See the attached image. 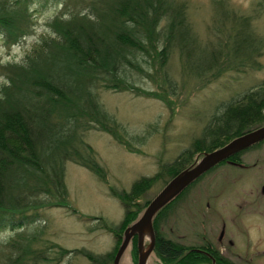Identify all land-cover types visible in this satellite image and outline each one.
I'll return each instance as SVG.
<instances>
[{
  "label": "trees",
  "instance_id": "obj_1",
  "mask_svg": "<svg viewBox=\"0 0 264 264\" xmlns=\"http://www.w3.org/2000/svg\"><path fill=\"white\" fill-rule=\"evenodd\" d=\"M43 1L47 0H0V40L6 47L18 45L30 34L33 6ZM56 1L61 9L48 24L53 35L43 38L22 63H0L3 80L0 85V232L10 229L17 233L0 244V264L58 261L48 253L43 256L45 251L35 252L31 245L36 237L27 240L23 234L29 222L25 218L15 222L13 218L32 211L69 207L65 185L67 162L85 168L100 181L106 179V171L84 136L94 129L110 135L120 145H127L119 125L99 102L98 92L131 90L136 97L146 95L145 90L136 87L132 73L142 72L140 57L156 58L167 87L165 91L171 96L176 87L166 66L175 51L181 73L198 79L261 67L258 58L264 49V36L252 28L251 15L229 8L226 0H213L216 8L213 21L217 25L211 34L215 38L206 44L198 39L188 19L187 3L182 0ZM263 125L264 84L214 117L192 148L177 157L163 186L191 165L195 154L210 152ZM246 151L232 156L230 161L236 162ZM207 174L154 217L155 254L162 264L196 261L185 262L182 257L185 249L161 234L160 222L173 204ZM153 179L140 178L128 192L111 190L124 209L120 225L113 226L102 219L99 222L100 227L116 238L111 253L96 255L83 249L73 252L92 264H112L123 231L149 202L139 203L137 198L151 186ZM72 214H77L76 210ZM131 247L136 261V238ZM70 252L63 248L55 250L58 257Z\"/></svg>",
  "mask_w": 264,
  "mask_h": 264
},
{
  "label": "rangeland",
  "instance_id": "obj_2",
  "mask_svg": "<svg viewBox=\"0 0 264 264\" xmlns=\"http://www.w3.org/2000/svg\"><path fill=\"white\" fill-rule=\"evenodd\" d=\"M182 1L187 3L188 19L200 42L206 44L213 40L215 37L211 32L217 25L213 21L216 16L213 0ZM226 3L242 15H251L252 28L264 36V0H226ZM60 9L61 5L56 0L35 3L30 34L11 48L0 40V63H22L43 38L53 35L48 24ZM140 60L142 72L140 75L132 73L136 87L145 90L142 91L146 95L136 97L131 90L115 92L100 89L98 92L99 102L119 125V132L127 145H120L110 135L94 129L84 136L95 151L98 163L106 171V179L100 181L85 168L67 162L65 185L69 207L32 211L13 218L15 222L20 218L29 222L23 234L27 235H24L27 240L36 237L31 245L35 252L45 251L43 256L48 253L50 258L58 260L55 263L39 260L36 264H92L73 250L83 249L96 255L111 253L115 249L116 238L100 227V219L113 226L124 220L123 206L112 196L111 190L128 192L140 178L154 177L151 186L137 198V202L151 200L169 178L170 168L177 157L192 148L193 142L203 136L214 117L220 115L227 105L241 101L248 92L264 84V49L258 58L261 65L258 70L226 71L218 77L208 75L201 79L182 74L178 52H173L166 66V72L176 87L172 96L165 91L167 87L162 81L156 58L144 56ZM2 81L0 79V85ZM200 157L201 154L197 153L192 160L198 161ZM253 158L260 159L261 163L251 162L256 167L248 165L244 168L231 167L227 162L190 188L186 192H190V196L185 199V193L166 214L165 219L169 221L161 226L164 227L161 234L174 240L192 238L194 242L200 221L227 219L234 222L233 226L230 225L234 234L250 246L249 249L238 247L247 255H241L240 260L232 257L231 261L264 264V210L262 204H255L256 190L259 193L264 174V149L247 158V163ZM250 193L255 194L252 196ZM249 197H253L252 203L242 205L239 201V198ZM72 210L77 214H72ZM234 220H243L245 226L237 228ZM183 222L191 225L189 230H193L192 233L183 230ZM186 232L191 235L186 236ZM16 234L10 229L1 231L0 244ZM57 248L72 252L58 257L55 254ZM156 260L151 254L148 264H157ZM120 264H136L131 248L124 253Z\"/></svg>",
  "mask_w": 264,
  "mask_h": 264
},
{
  "label": "water",
  "instance_id": "obj_3",
  "mask_svg": "<svg viewBox=\"0 0 264 264\" xmlns=\"http://www.w3.org/2000/svg\"><path fill=\"white\" fill-rule=\"evenodd\" d=\"M263 141L264 125L245 132L219 148L201 154L198 161L194 160L191 165L172 177L160 191L149 200L138 218L125 228L121 244L114 256L113 264H119L123 253L134 237L137 242V264H147L148 258L155 247L153 220L158 212L217 165ZM146 241H148L147 245Z\"/></svg>",
  "mask_w": 264,
  "mask_h": 264
},
{
  "label": "flooded vegetation",
  "instance_id": "obj_4",
  "mask_svg": "<svg viewBox=\"0 0 264 264\" xmlns=\"http://www.w3.org/2000/svg\"><path fill=\"white\" fill-rule=\"evenodd\" d=\"M262 149H264V141L255 145L254 147L247 149V151L244 153V155H246L245 158L243 157L244 155H242L240 158L236 159L237 160L236 162L232 160L229 161L230 162L229 166L231 167L237 166V167L246 168L249 165L248 167L250 166L254 167L255 165H253L251 162H254L255 164L257 163L258 165L259 163H261L260 159L254 160L253 158L251 161H249V163H247V158L252 157L255 153H258ZM262 174H263V171H262ZM261 178H262V181H261L259 193L256 190L257 202L255 204H257V206L262 204L263 206L262 208L264 210V174L262 175ZM189 193L190 192L185 194L184 196L185 199L186 197L190 196ZM250 194L253 196L255 193H250ZM239 201H241L243 205L245 203H252L254 199L253 197H249L248 199L239 198ZM206 206L207 208H209L207 204ZM215 215L217 214L215 213ZM262 215H264V212L262 213ZM217 220L218 221L214 222L211 218H209L207 220H204V222L200 221V225L198 224L199 226H197L200 229L198 230V234L195 237L196 241L194 242L192 238H188L186 239V241H182L181 239L180 240L173 239L176 243H178L182 248L185 249V251L182 254V257L185 258L186 263L188 261L190 262L191 259H193V260H196V261H193V264H240L239 262H236V261L232 262L231 258L233 257V258H236V260H240L241 255H245V256L247 255L246 251L241 252L240 250H238V247H244V248L248 247L249 249L250 246L249 244L245 245V242L238 235L234 234V231L230 228V225L233 226L234 222L227 221V219H223V218H219ZM162 221L160 222L161 223L160 228L161 226L165 225L166 222H168L169 220L164 219ZM235 223H236L237 228L241 226H245L243 220H236ZM183 224H185V227L183 226ZM183 224L181 226L183 230L188 231L189 229H191L190 228L191 225L189 223L183 222ZM163 229L164 227L161 228V230ZM216 231H218L217 234H215ZM188 232L192 233L193 230L192 231L189 230ZM188 232H186L187 233L186 236L191 235ZM156 237L157 236L155 233V246H156ZM243 242H244V245H243ZM151 254H154L155 257L157 258L155 263L162 264V261L155 254V247ZM150 256L148 258V261H150ZM188 256L190 258H187Z\"/></svg>",
  "mask_w": 264,
  "mask_h": 264
}]
</instances>
